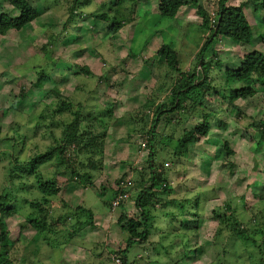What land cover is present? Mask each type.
Segmentation results:
<instances>
[{
	"label": "clouds",
	"instance_id": "obj_1",
	"mask_svg": "<svg viewBox=\"0 0 264 264\" xmlns=\"http://www.w3.org/2000/svg\"><path fill=\"white\" fill-rule=\"evenodd\" d=\"M261 233L264 0H0V264H264Z\"/></svg>",
	"mask_w": 264,
	"mask_h": 264
},
{
	"label": "rangeland",
	"instance_id": "obj_2",
	"mask_svg": "<svg viewBox=\"0 0 264 264\" xmlns=\"http://www.w3.org/2000/svg\"><path fill=\"white\" fill-rule=\"evenodd\" d=\"M260 236H261V238H264V233H261Z\"/></svg>",
	"mask_w": 264,
	"mask_h": 264
},
{
	"label": "trees",
	"instance_id": "obj_3",
	"mask_svg": "<svg viewBox=\"0 0 264 264\" xmlns=\"http://www.w3.org/2000/svg\"><path fill=\"white\" fill-rule=\"evenodd\" d=\"M58 112H62V110H58ZM49 194H54V193H51V192H50Z\"/></svg>",
	"mask_w": 264,
	"mask_h": 264
}]
</instances>
